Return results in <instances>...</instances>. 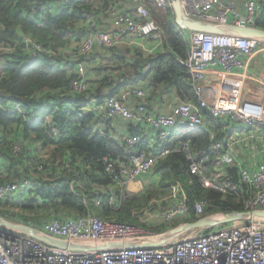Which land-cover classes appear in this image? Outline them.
I'll use <instances>...</instances> for the list:
<instances>
[{
    "label": "trees",
    "instance_id": "trees-1",
    "mask_svg": "<svg viewBox=\"0 0 264 264\" xmlns=\"http://www.w3.org/2000/svg\"><path fill=\"white\" fill-rule=\"evenodd\" d=\"M145 1L165 31L163 42L167 50L146 57L135 48L102 47L105 55L100 66H91L93 52L85 59L87 74L96 72L99 79H89L88 91L76 95L70 88L75 77L74 64L65 50H77L88 23L95 21L101 27L111 18V9L120 11L126 0H0V47L14 49L0 53V175L3 171L8 177H0V182L33 181L29 191L0 201V215L5 219L40 228L55 218L94 215L138 225L159 235L199 220L193 209L198 201L206 203L202 218L246 211L249 191L240 183L237 169H226L232 190L222 195L203 188L199 178L190 174V160L185 152H173L158 161L154 169L161 176L158 185L150 184L140 196L122 202L117 193L116 204L110 205L107 200L108 192L115 189L114 177L122 167L130 166L131 156L137 151L157 155L163 149L145 144L130 148L117 140L113 128L116 124L106 117L104 101L127 87L148 82L151 94L165 86L174 89L180 101L196 103L192 79L182 64L189 53L185 32L176 25L172 7L156 10L152 0ZM255 23L264 30V0ZM27 37L54 54L33 57L24 47ZM97 54L100 55L98 51ZM206 121L209 130L220 139L223 126L219 120L207 114ZM125 128L130 136L144 135V127L126 123ZM30 143L39 146L33 149L35 155L51 152L50 155H33L28 150ZM17 144L23 146V154L16 157L13 149ZM184 144L191 145L190 151L197 158H213L210 135L204 128H180L165 147L182 149ZM28 158L40 162L43 169L27 166ZM107 162L113 165V173L107 171ZM210 163L211 160L209 166ZM176 183L186 192L189 215L172 225L159 223L156 218L145 221L143 211H155L157 206L150 208V203L167 197ZM98 198L102 199L100 206L96 205ZM209 231L212 230L204 232Z\"/></svg>",
    "mask_w": 264,
    "mask_h": 264
},
{
    "label": "built area",
    "instance_id": "built-area-1",
    "mask_svg": "<svg viewBox=\"0 0 264 264\" xmlns=\"http://www.w3.org/2000/svg\"><path fill=\"white\" fill-rule=\"evenodd\" d=\"M157 8L170 5L169 0H153ZM182 13L195 20L214 24L220 28H256V20L261 11V0H243L242 10L237 0H179ZM132 4L137 17L120 14L111 9L114 31L101 30L97 22L90 21L86 26V35L77 50H65L68 59L74 64L75 77L71 82V91L76 95L89 89L87 65L85 59L97 46L112 49L121 46L125 38L143 40L156 36L163 40L165 31L152 17L144 0H126L124 5ZM188 58L182 64L192 79L196 103H180L169 106L168 113H154L146 103L149 92L140 87H127L114 97L104 101L105 115L114 124L130 123L150 129L156 136L119 135L115 138L121 143L135 148L145 144L149 148L159 145V154L139 151L130 158V166L120 169L114 177V185L125 189L124 178L137 181L142 175L154 172L160 159L173 152H185L190 160L189 172L199 178L201 186L222 195L228 194L232 187L227 182V174L220 169L211 170L208 163L211 156L195 157L190 144L182 149L165 147L176 130L180 128H204L209 132L211 153H219L217 166L236 168L240 183L249 191L245 208L247 211L264 212V162L254 165V157H243L235 148H248L254 141L264 142V134L257 137L253 129H264V75H245L247 61L264 54V39L237 36L216 35L205 32H191L187 38ZM24 47L33 57L52 55L54 52L30 37L25 38ZM14 50V49H13ZM13 50L0 47L1 52ZM221 70L225 76L253 81V87L246 92V85L233 87L217 85L211 90L206 82ZM250 88V87H249ZM248 90V89H247ZM136 101V103H134ZM4 111H8L2 108ZM207 114L215 120H227L241 125L235 137L226 144L219 142L217 135L209 130ZM116 124V125H117ZM58 136V131L53 130ZM56 136V137H57ZM238 138V139H237ZM255 139V140H254ZM259 140V141H258ZM226 145L230 148L226 149ZM252 147V146H251ZM13 154H23V146H14ZM244 161V160H243ZM27 166L41 171L43 166L33 158L26 160ZM107 171L114 172L113 165L107 162ZM33 181L0 182V201L13 198L29 191ZM102 191L103 189H99ZM171 203L165 204L161 219L170 223L189 215L191 208L186 192L180 183L171 191ZM109 204H114L111 193ZM102 199L96 200L100 206ZM206 203L193 205L197 217L204 215ZM32 227V226H31ZM39 232L71 243L98 247L109 243H141L156 236L136 225L100 219L94 215L51 219L43 223ZM0 264H264V219L238 221L229 227L215 229L207 233L195 231L186 237L176 238L168 245L156 249H104L99 251L73 252L55 248L28 237L21 232L0 228Z\"/></svg>",
    "mask_w": 264,
    "mask_h": 264
},
{
    "label": "crops",
    "instance_id": "crops-1",
    "mask_svg": "<svg viewBox=\"0 0 264 264\" xmlns=\"http://www.w3.org/2000/svg\"><path fill=\"white\" fill-rule=\"evenodd\" d=\"M237 2H238V5H239V8L242 10L243 0H237ZM144 3H146L145 0H144ZM151 3H152L151 5L154 8H156V10L159 9V8H157L155 6L153 0H152ZM169 6L172 7V4H170ZM161 9H163V8H161ZM172 9H173V7H172ZM118 13L127 14V15H130L132 17L138 18L137 17V13H136V8L132 4H127L125 7L121 8L120 11H118ZM173 16H174V10H173L172 17ZM174 20H175V17H174ZM101 29L104 30V31H107V32L114 31V28L112 26V22L110 20L109 21L106 20V21L102 22ZM184 32H185V39H186V42H187V38H188L190 32L189 31H184ZM122 46L123 47L125 46L126 48H135V49L139 50L146 57L154 56V55H157V54H161V53H164L167 50V47L165 46L163 40L158 39L156 36L147 37V38H144L143 40L135 39L133 37H128V38H125L124 43L122 44ZM100 48H102V47L101 46H97L94 49V51L92 53L93 56L91 58L92 61L90 60L91 66H100V64H102V61H103L102 57H104L105 51H103ZM97 51L100 53V55H98V54L95 55L97 53ZM260 55L264 58V54H260ZM260 55H258V56H260ZM257 57L252 59L250 62L247 61V67H246V70H245V75L246 76L247 75H255V74H258V75L263 74L264 75V66H262V65H260L258 63L255 64V60L257 59ZM213 74L215 76H210L209 80L206 82L207 88L209 90H211L213 87H215V86H217L219 84L220 85H223V84L230 85V86L238 88V87H241L242 85L245 86L246 83H247V85L250 88L246 87V92L250 91V89H252V87H253V81L249 82L250 81L249 78L247 80H241V79H238L236 77H228V76H225L222 73L221 70H218L216 73H213ZM87 76H88V80L89 79H93V78L95 80H97L100 77L96 72H91L90 74H87ZM137 87L144 88L146 91L149 92L148 82H142ZM134 103H136V101ZM146 103H147L148 108L151 111H153L154 113L164 114V113H168L169 112V106H172V105H175V104H180V103H192V102H187V101L186 102H182V101H180L178 99L174 89L166 88L165 86H161L156 93L151 94V92H150V95L147 98ZM219 122H220V125L223 126V128L220 131L221 132V136H220V139L218 138V141L219 142H223V143L226 144L227 141H231L230 138L235 137V135L237 133L236 130L239 129V128H237L236 124L230 123L227 120H219ZM208 125H210V124L208 123ZM113 128H114L115 133H117L119 135L128 134L127 131H126V128H125V124H122V122H119ZM251 132L255 133V135L257 137H260L262 134H264V129L257 128L255 130L253 129ZM144 135H148L149 137L156 136V134H154L150 129H147V128H145V130H144ZM251 146L248 148L247 151H243L244 149H242V148H240V149L235 148V151L240 153L241 157H243L244 161L242 160V162H244L245 166H248L246 158H245L246 156H248V157H250V156L252 157L253 156L254 157V159H253L254 165H257L259 163L264 162V142H262V140H261V142L259 141L258 143L256 141H254ZM28 147H29L28 150L30 149L33 153L30 150L29 151L33 155H35L34 154V150H33L34 147H35V149H39V146L37 144H35V143H33V144L30 143L28 145ZM225 148L229 149L230 146L226 145ZM210 152H211V150H210ZM35 156H38L39 158L48 157L45 154H40L39 155V153H37V155H35ZM212 156H213V158L211 159V163H210V166H209L210 169L211 170H216V169H220L221 168V170L223 172H225L226 169H227L226 166H223L222 164L217 166V164H216L217 163L216 161L218 160V158L220 156L219 153H214V154H212ZM153 174H154V172L150 173V174L142 175L139 178V180H137V181H142L143 185H144V191L141 194H143L145 192L146 187L149 185L147 182L151 181V178H152ZM237 175H238V172H237ZM0 177L8 179L7 174L4 173L3 171H2V174L0 175ZM108 193H109V196H108V199H107L108 201H109V198L111 197L110 196L111 193H113V195H114V197H113L114 198V204H116L115 203V199L117 198V193L120 196V201L121 202L125 201V200H127L129 198H133V197H137V196L141 195V194L134 195L132 193H129L127 191V183H126L125 189H122V188H120V187L115 185V189L112 188V190H110V192H108ZM155 206H157V210H159V208H160V210H161L160 213H162V210H163V213H164L165 210H164V204L163 203L162 204H160V203H154L153 204V202H152L149 205L150 208L155 207ZM245 210H246V208H245ZM245 212H250V211L246 210ZM163 213H162V215H163ZM147 214L149 215V218H148L149 220L156 218L159 221V223H165L167 225H172L174 222L179 221L181 219H185L187 217L186 216L184 218L177 219V220H175L173 222L166 223V222H164L161 219L162 215L161 216L158 215V217L157 216H153L152 212H150V211L149 212L147 211ZM223 215L224 214H218L219 217L223 216ZM138 227H140V228H142V229H144V230H146V231H148L150 233H153V232H151V231H149V230H147V229H145V228H143L141 226H138ZM209 230H211V229H209ZM201 231L204 232L205 230H201ZM155 235H158V234H155ZM178 237H180V236H178Z\"/></svg>",
    "mask_w": 264,
    "mask_h": 264
},
{
    "label": "water",
    "instance_id": "water-1",
    "mask_svg": "<svg viewBox=\"0 0 264 264\" xmlns=\"http://www.w3.org/2000/svg\"><path fill=\"white\" fill-rule=\"evenodd\" d=\"M174 10V17L176 25L183 31L189 32H205L216 35L226 36H238L247 38H259L264 39V30L255 28H220L214 24L203 22L200 20L190 19L182 13L181 5L179 0H169ZM127 183V191L134 195H139L144 191V185L142 181H131L128 178H124ZM246 219H264V212H234L224 214L223 218H219L218 215L208 216L201 218L193 223H185L177 228H174L163 234L156 235L151 238L143 240L141 243H109L103 244L102 246L93 247L84 244L71 243L65 240L57 239L52 236H48L39 232L38 230L31 228L24 224L14 223L2 217L0 215V228L18 231L24 235L36 239L42 243L51 245L55 248L68 250L73 252H88V251H99L104 249H133V248H144V249H156L168 245L173 239L184 233L193 231L209 230L216 227L234 223L237 221H243Z\"/></svg>",
    "mask_w": 264,
    "mask_h": 264
},
{
    "label": "rangeland",
    "instance_id": "rangeland-1",
    "mask_svg": "<svg viewBox=\"0 0 264 264\" xmlns=\"http://www.w3.org/2000/svg\"><path fill=\"white\" fill-rule=\"evenodd\" d=\"M163 13H165V11H163ZM90 56V55H89ZM256 63H258V64H260V65H262V66H264V58L260 55V56H258L257 57V59L255 60V64ZM260 68V67H259ZM116 124H117V122H115ZM236 126H237V128H240L241 126L240 125H238V124H236ZM50 151V150H49ZM243 151H247L246 150V148H244V150ZM50 153L51 152H48L46 155H50ZM160 179H161V176H160V174L158 175V173H154L153 175H152V178H151V181L150 182H147L149 185L151 184V185H158L159 184V182H160ZM172 187L173 186H171V189H170V191H169V195L167 196V197H163V198H161V199H156L155 201H153V204L154 203H160V204H164V209H165V204H169V203H171V191H172ZM152 208H154V207H152ZM147 210H151V209H147ZM160 208H159V210H157V207H156V210L155 211H153L152 212V215L153 216H157L158 217V215H162V213H163V210H162V213H160ZM208 217V216H207ZM143 219H145V221L146 220H149L148 218H149V215L147 214V211H143V217H142ZM18 224H22V223H19L18 222ZM234 224H237V222H234V223H229V224H226V225H222V226H219V227H216V228H214V229H221V228H224V227H229V226H232V225H234ZM197 232V231H196ZM192 233H195L194 231L193 232H189V233H184V234H182V235H179L180 237H178V238H181V237H186V236H188V235H190V234H192Z\"/></svg>",
    "mask_w": 264,
    "mask_h": 264
},
{
    "label": "clouds",
    "instance_id": "clouds-1",
    "mask_svg": "<svg viewBox=\"0 0 264 264\" xmlns=\"http://www.w3.org/2000/svg\"><path fill=\"white\" fill-rule=\"evenodd\" d=\"M170 3V2H169ZM171 4V3H170ZM181 5V4H180ZM166 8V7H165ZM159 9H161V8H159ZM182 9V8H181ZM100 27V26H99ZM100 29H101V27H100ZM225 29V28H224ZM255 29H259V28H255ZM102 30V29H101ZM191 33V32H190ZM238 37V36H237ZM259 39V38H258ZM188 44V43H187ZM122 46V45H121ZM91 54V53H90ZM87 65V64H86ZM135 87V86H134ZM149 95H150V93H149ZM202 217H200V219H201ZM15 223V222H14ZM27 226H29V225H27ZM29 227H31V226H29ZM31 228H34V227H31ZM211 230H215V229H211ZM206 231V230H205ZM195 232V231H194Z\"/></svg>",
    "mask_w": 264,
    "mask_h": 264
},
{
    "label": "bare ground",
    "instance_id": "bare-ground-1",
    "mask_svg": "<svg viewBox=\"0 0 264 264\" xmlns=\"http://www.w3.org/2000/svg\"><path fill=\"white\" fill-rule=\"evenodd\" d=\"M219 218H221V219H222V218H223V216H220Z\"/></svg>",
    "mask_w": 264,
    "mask_h": 264
}]
</instances>
